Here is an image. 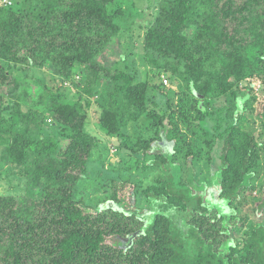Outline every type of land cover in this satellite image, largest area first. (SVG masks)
<instances>
[{
    "label": "trees",
    "instance_id": "obj_1",
    "mask_svg": "<svg viewBox=\"0 0 264 264\" xmlns=\"http://www.w3.org/2000/svg\"><path fill=\"white\" fill-rule=\"evenodd\" d=\"M7 1L0 5V162L27 189L23 196H0V264H264V225L237 216L232 206L264 175V121L248 131L239 125L243 105L251 111L255 97L240 100L236 88L253 76L264 84V0L157 4L143 38L144 61L157 71L153 76L162 71L183 84L175 110L166 106L169 120L178 115L191 133L189 142L171 124L169 138L177 140L183 163L163 154L165 116L155 111L150 81L96 63L126 22L121 0ZM44 68L61 82L80 75L83 87L73 83L78 99L54 93L29 73ZM222 97L236 110V125L207 185L193 165L205 162L207 169L211 162L210 136L198 123L211 114L210 100ZM93 105L104 134L159 173L145 186L111 178L108 196L94 206L76 196L95 145L84 131ZM258 117L264 119V109ZM142 118L153 138L131 139L124 130ZM128 187L125 204L118 194ZM260 190L257 211L264 210V185ZM231 231L243 238L233 239Z\"/></svg>",
    "mask_w": 264,
    "mask_h": 264
},
{
    "label": "rangeland",
    "instance_id": "obj_2",
    "mask_svg": "<svg viewBox=\"0 0 264 264\" xmlns=\"http://www.w3.org/2000/svg\"><path fill=\"white\" fill-rule=\"evenodd\" d=\"M121 1V9L124 11L123 16L126 22H124V25L120 24V32L116 36H113L107 45L104 46L102 52L98 54L96 63L104 69L116 68L130 73L131 75L134 74L137 79L142 81L146 79L150 81L149 97L154 98L156 103L155 111L158 116H165L163 129L159 134L163 154H168L170 157L176 156L175 158L178 159L180 163H183V153L179 155L175 153L177 140L174 137H171L173 138L172 140L169 138V134L173 131V127H175V125L171 124L177 123L179 133H184L189 142L191 141V133L188 132L178 115H175L172 120H169V111L166 107L168 104H172L175 110L178 101L182 99V90H184L183 84L180 81L170 80L169 76L162 71L158 77L153 76L157 71L155 70L152 73L149 64L144 61L143 38L145 36V31L154 21L157 4L160 0ZM129 3H134L136 7L133 8ZM3 4L4 1L0 0V5ZM21 69H24V67L20 68V70ZM14 71H16L15 68ZM29 73L41 79V81L54 93L60 92L72 101H76L79 97L78 89L73 87V83L79 85L81 82L80 88L84 85L80 75H73L70 80L61 82L53 77L51 69H38L33 73ZM261 78L262 77L253 76L251 78H246L236 85V88L241 92L240 100L246 99L245 101H247L250 97H255V102L251 107V111L248 109V103L244 104V101H241V104H244L243 107L245 108V112L242 114L244 119L239 125H241V127L243 126L247 131L249 129L247 128L248 126L257 129L261 121H264V119L258 117L263 113L264 109V84ZM86 79L87 81L93 80L90 77ZM159 82L161 83L159 86L160 89L158 91L152 90V85H157ZM202 102L203 100L201 99L199 106L197 105L198 109H202ZM207 108L208 112L211 114L198 124L210 136L209 141L211 142L212 150L211 162L207 168L208 170L204 166L205 162L194 160L193 165L197 180L200 182L206 181L207 185H210V180L207 179L208 174L213 172V169L216 171L219 166V156L221 154L223 140L228 129L232 125H236L234 122L236 110L233 112L234 109L232 110V105L225 101L223 97L217 100H210ZM98 112L100 113V110L95 105L87 110V120L84 131L94 139L95 145L91 150L86 177L76 186V196L78 198L82 197L92 206L108 196L110 190V183L108 181L111 178H116V180L118 178L122 180L129 179L136 185L145 186L147 184H152L159 174L157 170L145 166L144 159L140 153L135 155L129 154L128 151L119 148L120 141L116 137H107L104 134L97 124ZM47 123H50L49 120H47ZM258 130L254 134L255 136L259 135ZM124 132L131 139L143 136L146 137V139H150L154 136L153 128H150L147 120L144 118L137 123H129ZM180 145H183V143L181 142ZM151 157L152 156H150V158ZM262 185H264V175L260 172L258 177L250 182V190L242 192L240 198L234 201L232 206L237 216H247L250 222L264 225V210H256L263 197V193L260 190ZM129 188L130 187L120 191L118 194L125 201V204L127 200L129 202ZM26 189V180L19 174H16L15 171L13 172L7 163L0 162V196H23ZM216 203L219 204V201ZM230 235L233 239L238 238L239 241L243 238L242 233L236 234L234 231H231Z\"/></svg>",
    "mask_w": 264,
    "mask_h": 264
},
{
    "label": "built area",
    "instance_id": "obj_3",
    "mask_svg": "<svg viewBox=\"0 0 264 264\" xmlns=\"http://www.w3.org/2000/svg\"><path fill=\"white\" fill-rule=\"evenodd\" d=\"M4 1V4H7V5H10V2L8 1H6V0H3Z\"/></svg>",
    "mask_w": 264,
    "mask_h": 264
}]
</instances>
